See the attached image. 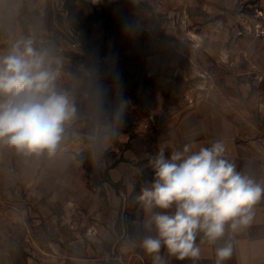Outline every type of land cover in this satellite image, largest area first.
I'll use <instances>...</instances> for the list:
<instances>
[{"label":"rangeland","instance_id":"obj_1","mask_svg":"<svg viewBox=\"0 0 264 264\" xmlns=\"http://www.w3.org/2000/svg\"><path fill=\"white\" fill-rule=\"evenodd\" d=\"M21 38L76 112L54 152L0 140V264H151V129L227 128L264 160V0H0V55Z\"/></svg>","mask_w":264,"mask_h":264},{"label":"clouds","instance_id":"obj_2","mask_svg":"<svg viewBox=\"0 0 264 264\" xmlns=\"http://www.w3.org/2000/svg\"><path fill=\"white\" fill-rule=\"evenodd\" d=\"M51 64L48 52L34 47L32 38L15 41L0 55V140L18 151L54 152L76 112L57 88V71ZM225 151L222 140L195 151L186 143L168 156L163 147L157 151L151 161L153 180L138 197L146 210H159L149 220L156 235H146L140 245L153 264H165L162 248L178 261L199 259V233L209 244L224 241L215 249V264L231 258L233 247L226 233L252 223L264 183L237 171L224 158Z\"/></svg>","mask_w":264,"mask_h":264},{"label":"crops","instance_id":"obj_3","mask_svg":"<svg viewBox=\"0 0 264 264\" xmlns=\"http://www.w3.org/2000/svg\"><path fill=\"white\" fill-rule=\"evenodd\" d=\"M165 129V130H164ZM156 140L161 139L159 145L167 149L168 156L175 149H182L186 143L193 144V150H198L201 146H210L217 140H222L226 146L224 158L236 166V170L242 172L259 183H264V160L259 159L252 153L250 144L235 139L227 128H155L151 129ZM160 134L163 136L160 137ZM154 177L151 178L143 188L149 187ZM142 188V189H143ZM141 189V190H142ZM141 190L138 192L139 197ZM142 208L141 227L145 235H156L154 225L149 224L152 212L146 210L140 201ZM253 220L250 225L243 229L231 233H226L225 239L230 238L233 252L229 260L224 264H264V197H262L253 206ZM197 244L201 248V256L199 259H185L178 261L174 257L167 254L166 249L162 248L160 255L165 264H215V249L223 245V240L218 241L215 245L209 244L204 239L203 234L197 235ZM151 264H153L150 256Z\"/></svg>","mask_w":264,"mask_h":264},{"label":"trees","instance_id":"obj_4","mask_svg":"<svg viewBox=\"0 0 264 264\" xmlns=\"http://www.w3.org/2000/svg\"><path fill=\"white\" fill-rule=\"evenodd\" d=\"M103 80V78H98L97 80H96V83H98L99 81H102ZM85 89V88H84ZM85 91H86V89H85ZM90 94L91 95H93V96H95L96 98H100V96H101V93H99V92H90ZM86 100H87V98L85 97V98H83L82 99V101H81V104L82 105H84V103L86 102ZM104 122H102V121H100L99 122V125H102ZM108 182L111 184V185H114V182L110 179V178H108ZM118 220H119V218H118ZM101 264H110V261L109 260H101Z\"/></svg>","mask_w":264,"mask_h":264}]
</instances>
